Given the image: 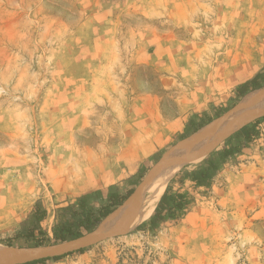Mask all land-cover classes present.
Masks as SVG:
<instances>
[{"label":"rangeland","instance_id":"1","mask_svg":"<svg viewBox=\"0 0 264 264\" xmlns=\"http://www.w3.org/2000/svg\"><path fill=\"white\" fill-rule=\"evenodd\" d=\"M260 71L264 0H0V244L55 246L17 236L37 208L52 240L59 208L136 190L185 135L263 89ZM235 133L206 185L190 173L208 157L178 169L177 215L41 264H264V122L250 143Z\"/></svg>","mask_w":264,"mask_h":264},{"label":"bare ground","instance_id":"2","mask_svg":"<svg viewBox=\"0 0 264 264\" xmlns=\"http://www.w3.org/2000/svg\"><path fill=\"white\" fill-rule=\"evenodd\" d=\"M263 115L264 88L244 97L242 102L217 121L184 138L164 154L125 203L94 232L51 248L21 249L0 244V264H15L47 254L66 252L135 228L151 218L169 182L181 166L200 164L233 133Z\"/></svg>","mask_w":264,"mask_h":264},{"label":"trees","instance_id":"3","mask_svg":"<svg viewBox=\"0 0 264 264\" xmlns=\"http://www.w3.org/2000/svg\"><path fill=\"white\" fill-rule=\"evenodd\" d=\"M264 71H260L250 83L258 82L259 79H263ZM250 83H245L238 87V92L240 97L244 96L248 91V86ZM264 122V116L258 118L254 123L245 125L242 129L235 133L237 137H240L239 143L243 145L253 141V137L257 130V127ZM207 124V123H206ZM205 123H201L194 130L197 131ZM190 136L185 135L182 139ZM241 144V145H242ZM240 149V145L236 144L230 148L224 149L220 153L218 159H213L211 157L207 158L208 164L197 168L190 173L192 181L196 185L203 186L208 183L212 177L213 172L219 170L220 165L225 163L226 159L235 155ZM206 162V163H207ZM144 174L141 175L144 178ZM135 191L131 189L126 195H119L118 193H113L110 195V202L107 205L100 206L98 208L94 207L88 203L87 196H82L79 198L76 206H70L67 209L59 208L56 217V222L53 227V239L51 240L47 234L43 231L41 224L47 217V211L37 208L35 211V223L33 226L29 227L27 230L18 233L17 236H22L26 238L27 241H32L35 247L46 246L50 243L54 245L62 244L65 242L77 240L82 238L95 230H97L105 221V219L111 215L115 209L122 205ZM186 195L177 194L175 196L169 197L168 191H166L161 197L152 217L148 220L151 228L155 229L159 224L166 220V217H174L178 214L179 210H183L185 206ZM139 225L138 228L143 226ZM86 251L85 247H80L73 251H67L62 254H57L53 256H46L38 259H32L19 264H41L45 263L47 260H60L67 257L74 252L84 253Z\"/></svg>","mask_w":264,"mask_h":264},{"label":"water","instance_id":"4","mask_svg":"<svg viewBox=\"0 0 264 264\" xmlns=\"http://www.w3.org/2000/svg\"><path fill=\"white\" fill-rule=\"evenodd\" d=\"M264 116V115H263ZM259 118V117H258ZM70 251V250H69ZM67 252V251H66ZM64 253V252H63ZM44 257H46V256H50V255H43ZM37 258V257H36ZM30 260H32V259H30ZM28 261V260H27ZM23 262H25V261H23ZM19 263H21V262H19Z\"/></svg>","mask_w":264,"mask_h":264}]
</instances>
